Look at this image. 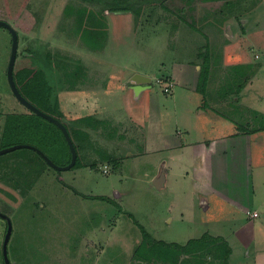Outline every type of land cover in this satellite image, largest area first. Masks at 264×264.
Returning <instances> with one entry per match:
<instances>
[{"label":"rangeland","instance_id":"374dc122","mask_svg":"<svg viewBox=\"0 0 264 264\" xmlns=\"http://www.w3.org/2000/svg\"><path fill=\"white\" fill-rule=\"evenodd\" d=\"M0 19L19 34L14 78L20 92L66 119L78 153L67 170L45 158L63 166L72 152L59 127L14 94L7 74L12 34L0 25V150L34 146L0 154V212L12 223L11 264H264V145L256 178L261 217L254 222L225 205L211 213L214 230L204 233L205 242H190L205 227L202 209L195 222L187 215L198 202L192 183L169 170L164 187L154 180L171 159L168 150L162 159L157 154V116L175 131L196 126L201 111L192 104L202 96L192 92L178 93L173 109L166 82L177 85L192 72L190 84L198 80L203 91L206 82L202 110L230 114L251 129L253 122L264 124L258 118L264 113V0H0ZM25 68L39 76L40 88L25 86L18 74ZM135 72L151 78L140 97L130 88ZM44 82L52 91L47 103ZM7 228L0 215V264ZM210 238L213 250L203 252ZM143 241H158L155 256ZM141 243L148 262L136 254ZM195 246L202 250L193 256L187 251ZM218 246L229 250L227 261L218 262Z\"/></svg>","mask_w":264,"mask_h":264},{"label":"crops","instance_id":"0c3cea01","mask_svg":"<svg viewBox=\"0 0 264 264\" xmlns=\"http://www.w3.org/2000/svg\"><path fill=\"white\" fill-rule=\"evenodd\" d=\"M178 64L177 62L176 65ZM190 65L199 71L198 64L191 63ZM141 74L148 76L145 72ZM200 74L198 72L197 76H200ZM191 76L193 77L192 72L188 77L178 80V84L175 83L172 90L174 92L170 94L174 95L175 98L173 109L178 104L176 100L178 93L188 96L192 92L193 95L198 96V99L202 96L203 100H200V104L198 102L192 104L195 113L201 109L198 113L199 118L196 117L197 125L190 128V125L186 123L185 126L177 127L175 131L167 130L162 122V117L160 116L161 118L157 120L159 117L157 116L155 147L156 150H159L157 154L161 159L166 150L170 152L168 156L171 157V159L168 158L163 161L166 164L160 169V174L168 170V174L170 173L171 176L172 171L173 173L180 172L184 180L192 183L193 194H191L195 196L198 202L195 201L191 205L187 215L195 222L199 216L198 209H202L203 215L199 216V220L204 221L202 224L205 227L200 235L197 238L190 239V242L196 240L205 242L206 234L204 235V233L212 234L211 232L214 230L208 223L212 221L211 213L219 212L225 205L238 210L239 214L240 212L246 213L248 218L254 222L261 217V210L256 209V185H258V179L256 181V178L259 176L263 164L260 159V152L264 145V124H257L256 126L253 122L251 129L245 127L244 122L237 124L230 114L220 115L217 112L214 115L211 109L210 112L205 108L202 110L203 104L207 103L204 101V97L207 95V87H205V91L200 90L197 86L198 80L196 84H190L191 80L189 78ZM148 83L150 84V82ZM149 84H143L144 87H142V85L130 82V88L134 91L135 87L139 89L142 87L143 89L137 95L140 97L141 94L147 91ZM252 113L256 114V111ZM258 118L263 121L264 113L258 115ZM216 120L219 121L216 122ZM146 145L150 144L147 142ZM170 164L174 169L170 170ZM166 182L167 177L165 175L163 187ZM198 203L200 204L199 207ZM203 209L206 211L205 214ZM255 212L258 214L254 215ZM181 216H185V212H182ZM214 239L213 241L216 242ZM215 242L212 243V238H210L206 243L213 247ZM186 243H189V241ZM229 244L230 246L233 245L232 242H229ZM235 247L237 246H231L232 252H234ZM198 252H200V249H198Z\"/></svg>","mask_w":264,"mask_h":264},{"label":"water","instance_id":"95a60500","mask_svg":"<svg viewBox=\"0 0 264 264\" xmlns=\"http://www.w3.org/2000/svg\"><path fill=\"white\" fill-rule=\"evenodd\" d=\"M0 25L6 27L12 34V52H11V58L9 61V65H8V80L9 83L11 85V88L14 92V94L16 95V97L30 110L34 111L35 113L43 116L44 118H47L53 122H55L56 124H58L62 129L63 132L66 136V139L69 143L71 152H72V159L71 161L67 164V165H63L60 166L58 164H56L53 160H51L50 158H48L45 155V158L47 160H49V163L56 167L58 170H67L70 169L71 167H73L77 161V157H78V153H77V149L76 146L74 144L73 138L70 134V132L68 131L67 127L65 126V124H63V122H61L60 120H58L56 117H54L51 114H48L46 112H44L43 110H41L40 108H38L37 106H35L34 104H32L29 100H27L25 98V96L22 95V93L20 92L16 81L14 79V67H15V63L17 61V56H18V49H19V34L18 31L16 30V28H14V26H12V24H10V22L8 20H4V19H0ZM151 81V78H149L148 76L141 74V73H135L131 78H130V82L137 84V85H142V87H144L143 84H146L148 82ZM140 87V86H139ZM137 88L135 87V95L137 96L140 93V90L143 88ZM21 147H31L34 148L33 145H29V144H16L14 146L8 147V148H4L2 150H0V154L17 149V148H21ZM155 184L157 186H163L164 181H165V173L163 172L159 177H156L155 179ZM0 215L4 216L7 221H8V228H7V233L5 236V241H4V259H5V264H11L10 258L8 256V241L10 239L11 233H12V223L11 220L9 218V216H7L4 213L0 212Z\"/></svg>","mask_w":264,"mask_h":264},{"label":"trees","instance_id":"16d2710c","mask_svg":"<svg viewBox=\"0 0 264 264\" xmlns=\"http://www.w3.org/2000/svg\"><path fill=\"white\" fill-rule=\"evenodd\" d=\"M10 1H12V0H10ZM203 1V0H202ZM15 2H17V0H15ZM20 2V1H19ZM18 2V3H19ZM79 13H82V16H83V13H85V11H87L85 8H83V9H80V10H77ZM3 13H5V12H3ZM9 13H12V12H8V14ZM5 16L7 15V13L6 14H4ZM81 16V17H82ZM79 17V16H78ZM77 17V18H78ZM78 20H81V21H83V19H81L80 17L78 18ZM93 24H95V23H93ZM209 63V62H208ZM32 69L30 68V69H27V68H25L24 69V71L21 73L20 71H18V74H19V76H20V78H23V83L25 84V86L26 87H28V86H38V88H40V84H39V81H41L40 80V78H39V76L38 75H36V74H33L32 73V71H31ZM206 72H207V70L205 69L204 70V73L203 74H205L206 75ZM73 75V74H72ZM43 76V75H42ZM15 79V78H14ZM50 81V80H49ZM206 82H204V90L203 91H205V87H206V84H205ZM45 84H46V82H44L43 84H42V89H44V87H45ZM18 86V85H17ZM18 88H19V86H18ZM19 90H20V88H19ZM39 90V89H38ZM38 93H40V92H38ZM42 94H43V96H42V102H43V100L45 99V97H46V100H45V103H47L48 102V97L47 96H49V95H52V91H51V88H50V82H49V84H47L46 85V87H45V90H44V93H43V90H42V92H41ZM204 101H206V100H204ZM49 103H50V99H49ZM47 106V105H46ZM45 108V107H44ZM47 108H48V106H47ZM41 110H43V109H41ZM32 111V110H31ZM44 112H46V113H48V114H55V113H52L50 110H47V109H44L43 110ZM33 112V111H32ZM47 119V118H46ZM67 127H68V125H67ZM246 127V126H245ZM69 131H70V133L72 134L73 132H71V130L69 129V127L67 128ZM75 134H76V136H82L83 135V132H81V131H78V130H76L75 131ZM97 198H99V199H107L105 196H97ZM149 243V241H143L142 243ZM142 243L140 244V246L138 247V250H137V256L140 258V259H144L145 261H147L148 262V260H149V258H148V253L147 254H143L144 252H142V250H144L145 248H143L141 251H140V249H141V246H142ZM157 243H158V241L157 242H153V243H149V244H151V246H149V248L151 249V253L153 254V256H155L154 254L156 253L155 252V249L157 248ZM165 244V243H164ZM207 246L208 247H206L207 249L206 250H202L201 248H202V246H195V247H191V250H188L187 252H189V253H192L193 254V256L195 255V254H197V252H196V250L195 249H200V251L202 250L203 252L204 251H211L212 252V250H213V247L212 246H210V245H208L207 244ZM225 246V245H224ZM181 247H184L185 249L186 248H188V247H186V246H179V248H181ZM159 248V247H158ZM219 248V249H218ZM216 249L217 250H219V253L217 254V257H219V255L222 253L223 255L222 256H220V258L218 259V262L221 260V258L223 257L224 259H226V261L228 260V258H229V255H230V252H229V250L227 249V248H223L222 247V250H221V246H218V247H216ZM179 254V253H178ZM201 254H203L202 252H201ZM226 254V255H225ZM161 256V255H160ZM203 257V256H202ZM214 257H215V255H214ZM148 259V260H147ZM154 259H156V258H154ZM167 260H169V258H167ZM167 260H166V262H167ZM204 260H202V258L199 260V262L200 263H202Z\"/></svg>","mask_w":264,"mask_h":264},{"label":"flooded vegetation","instance_id":"af4514ba","mask_svg":"<svg viewBox=\"0 0 264 264\" xmlns=\"http://www.w3.org/2000/svg\"><path fill=\"white\" fill-rule=\"evenodd\" d=\"M11 52H12V50H11ZM51 115H53V114H51ZM54 116V115H53ZM54 117H56V116H54ZM58 120H60L61 122H63V124H65V126L67 127V122H66V119H60V118H58V117H56ZM53 122V121H52ZM54 124H56L55 122H53ZM56 126H58L59 127V130L60 131H62L63 132V129L58 125V124H56ZM69 127V126H68ZM67 127V128H68ZM69 131V130H68ZM70 132V131H69ZM63 134H64V132H63ZM71 134V133H70ZM71 136H72V134H71ZM65 139H66V136H65V134H64V136H63ZM72 138H73V136H72ZM66 141H67V139H66ZM68 142V141H67ZM69 144V143H68ZM63 165H67V164H63ZM6 236V235H5ZM5 241V240H4ZM4 246V245H3Z\"/></svg>","mask_w":264,"mask_h":264},{"label":"built area","instance_id":"2783aa9c","mask_svg":"<svg viewBox=\"0 0 264 264\" xmlns=\"http://www.w3.org/2000/svg\"><path fill=\"white\" fill-rule=\"evenodd\" d=\"M173 86H174V82H171V81L166 82V85L164 84V91L166 92L171 91ZM257 214H258L257 212L254 213V215H257Z\"/></svg>","mask_w":264,"mask_h":264},{"label":"clouds","instance_id":"9594fccd","mask_svg":"<svg viewBox=\"0 0 264 264\" xmlns=\"http://www.w3.org/2000/svg\"><path fill=\"white\" fill-rule=\"evenodd\" d=\"M174 85H175V83H174ZM173 88H174V86H173ZM173 88H172V90H173ZM166 92V91H165ZM167 93H169V92H167Z\"/></svg>","mask_w":264,"mask_h":264}]
</instances>
